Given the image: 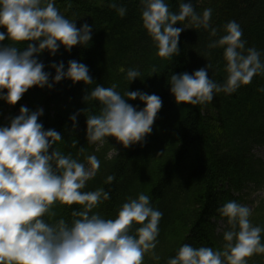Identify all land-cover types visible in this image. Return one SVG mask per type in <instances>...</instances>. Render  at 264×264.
I'll return each instance as SVG.
<instances>
[{
    "label": "clouds",
    "instance_id": "1",
    "mask_svg": "<svg viewBox=\"0 0 264 264\" xmlns=\"http://www.w3.org/2000/svg\"><path fill=\"white\" fill-rule=\"evenodd\" d=\"M56 0H0V100L15 105L33 86L51 88L63 79L73 83H93L88 67L69 60L53 63L50 73L38 56L45 50L55 56L63 46L87 45L93 27L87 23L79 28L55 6ZM143 27L154 41L157 54L169 58L178 54L181 32L186 27H174L188 21L195 27L210 29L212 9L198 13L191 0H180L178 12L169 10L165 0H139ZM109 7L124 17L127 9L111 0ZM223 35L209 43V48H223L226 80L221 84L208 77L211 64L194 71L171 74L170 92L177 104H200L213 100L215 93H234L250 84L256 75H264V52L246 47L241 26L236 21L223 25ZM27 42L23 49L17 47ZM121 71H124L121 69ZM140 76L135 68L127 70L126 78ZM6 90V91H5ZM264 91V89H260ZM141 101L145 107L137 110L128 100ZM98 101L99 114H89L86 124L88 143H103L114 137L125 148L143 142L152 132L162 100L156 94L140 90L126 91L122 96L116 85H96L84 96V101ZM43 109L30 111L21 106L19 115L7 126H0V264H144L146 253L155 259L159 243V223L163 213L151 205L144 193L128 197L114 219H105L92 210L110 198L104 188L83 191L100 167L95 155L85 162L64 154L54 147L62 140L55 129L45 130L38 122ZM77 114L69 118L76 126ZM51 150V151H50ZM81 151L83 149L81 148ZM115 177L109 175L106 183ZM79 205L71 220L60 217L54 206ZM218 212L227 218L228 230L223 232L222 249L181 245L166 264H247V258L264 254L261 234L264 228L250 221L251 209L234 200L224 203ZM47 217V218H46ZM133 224L139 225L132 232Z\"/></svg>",
    "mask_w": 264,
    "mask_h": 264
},
{
    "label": "trees",
    "instance_id": "2",
    "mask_svg": "<svg viewBox=\"0 0 264 264\" xmlns=\"http://www.w3.org/2000/svg\"><path fill=\"white\" fill-rule=\"evenodd\" d=\"M110 2L56 0L60 13L76 22L77 28L84 23L93 27L92 39L70 51L61 46L55 56L45 50L37 58L44 63V71L51 74L50 83L55 75L50 65L63 62L66 70L69 60L85 64L93 83L63 79L51 88L33 86L15 105L0 100V126H7L19 115L21 106L30 111L43 109L38 122L45 130L55 129L62 135L55 148L81 162L95 155L100 167L83 191L102 187L109 192L110 198L92 210L105 219H114L128 197L148 195L151 205L163 216L154 250L159 259L146 253L144 264H166L185 243L222 249L223 232L229 226L218 209L230 200L247 205L253 192L264 190V159L254 154L264 147V91H260L264 89V75L254 76L250 84L234 93H215L212 101L196 105L177 104L168 79L171 74H192L210 63L208 77L222 84L227 77L224 50L208 45L224 34L223 25L228 21L240 24L246 47L264 52V0H191L198 13L212 9L210 23L217 30L216 36L210 34V29L197 28L187 20L180 22L174 27L186 28L179 37V53L169 58L157 54L154 41L143 27L139 0H117L127 9L124 17L109 7ZM165 2L170 11L178 12L180 0ZM0 43L13 42L6 39ZM26 44L16 46L23 49ZM130 68L140 72L131 83L126 78ZM114 84L122 96L127 90H140L162 100L151 134L127 148L114 137L105 138L103 143H88L86 139L87 116L99 114L101 105L95 100L84 101V96L96 85L107 88ZM127 103L137 110L145 107L139 99ZM77 113L74 127L69 117ZM109 175L115 179L106 183ZM81 207L57 203L53 211L56 219L70 221L72 211ZM249 219L264 228V197ZM220 221L226 224L222 233L218 232ZM136 227L139 225L133 224V233ZM247 264H264V254L247 258Z\"/></svg>",
    "mask_w": 264,
    "mask_h": 264
},
{
    "label": "rangeland",
    "instance_id": "3",
    "mask_svg": "<svg viewBox=\"0 0 264 264\" xmlns=\"http://www.w3.org/2000/svg\"><path fill=\"white\" fill-rule=\"evenodd\" d=\"M8 119V117H7ZM257 157H259L260 159H264V148H258L257 150H255V153ZM110 155H113L112 153ZM264 197V190H259L257 192H253L250 196V198L248 199V203L247 206L251 209V211H253L254 206L259 202V200ZM225 228V224L223 223H219L218 224V231L223 230Z\"/></svg>",
    "mask_w": 264,
    "mask_h": 264
}]
</instances>
